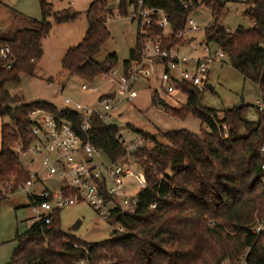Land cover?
I'll return each mask as SVG.
<instances>
[{
  "label": "trees",
  "instance_id": "1",
  "mask_svg": "<svg viewBox=\"0 0 264 264\" xmlns=\"http://www.w3.org/2000/svg\"><path fill=\"white\" fill-rule=\"evenodd\" d=\"M39 1L42 20H31L29 27L10 37L0 35V48L9 46L15 62L9 70L0 58V117L10 115L13 119L1 129L0 205L7 198L3 188L9 181L17 187L31 178L14 147L21 144L25 151L34 142L33 110L44 109L71 121L82 139L103 151L110 162L128 159L126 147L117 137V125L93 118L92 127L83 131L82 113L69 107L60 111L47 101L26 103L7 88L10 83H19L22 74L37 75V63L44 54L43 39L53 26L50 18L65 23L78 16L70 9L56 11L50 0ZM140 1L144 7L165 11L172 31L154 21L151 32L144 35L139 22L136 46L125 61L126 72L133 61L143 59L148 37L162 38L164 48L182 45L184 41L174 32L186 28L195 9L206 5L212 10L214 23L207 28L205 41L220 47L232 66L259 86L264 101V0L255 2L245 13L254 26H240L235 31L221 23L226 0H119L117 8L120 14L128 15L131 7L139 8ZM191 2L186 8L185 3ZM115 9L109 0L91 2L86 11V35L62 60L71 75L94 81L115 68L116 53L105 61L95 60L111 38L107 20ZM178 86L188 97L184 104H167L157 90L154 104L180 119L192 114L207 128L202 127L200 133L185 128L170 130L164 133L168 143L154 138L153 147L131 153L145 172L147 186L137 194L136 214L114 209L112 220L125 230L115 229L111 238L89 243L65 232L61 209L55 210L51 213L52 227L38 221L17 234L18 245L6 264H236L242 257L241 264H264V231L255 230L257 224L264 223V112L257 106V119H250L252 105L224 110L204 107L203 91L188 82ZM17 103L21 105L15 107ZM102 189L107 195L105 182Z\"/></svg>",
  "mask_w": 264,
  "mask_h": 264
},
{
  "label": "rangeland",
  "instance_id": "2",
  "mask_svg": "<svg viewBox=\"0 0 264 264\" xmlns=\"http://www.w3.org/2000/svg\"><path fill=\"white\" fill-rule=\"evenodd\" d=\"M92 1L50 0L56 11L70 9L72 12H77L78 16L75 20L65 23H57L53 17L50 18L53 26L50 33L43 39L44 54L37 63V75L22 74L19 83L8 84L7 88L12 94L22 96L26 103L47 101L54 104L60 111L69 106L81 109L82 113H86L87 107H95L98 104L101 95L110 94L117 90L118 84L111 80L110 75H101L94 81H87L71 75L62 66V60L67 51L78 45L86 35L88 29L86 11ZM109 1L116 7L114 14L107 20L111 38L96 54L95 60L102 62L111 54L116 53L118 62L114 69L121 74L125 71V61L130 58L131 50L136 46L139 22L134 19L132 7L128 15H122L117 8L119 0ZM257 1L226 0L221 23L232 31L240 26L252 28L254 22L245 13ZM191 17L196 19L200 27L193 34V41L199 47H203L202 42L206 40V30L214 23L212 10L206 5H200L191 14ZM42 19L43 12L39 0H0L1 36L10 37L15 31L29 27L31 20ZM211 47L215 48V45L211 43ZM211 68L213 88L208 87L203 92L201 105L218 110L229 109L241 104L252 105L249 117L250 119H257L256 107L259 106L258 101L262 98L259 86L251 80H245L244 76L232 66L228 55L224 56L221 62L213 63ZM157 72L160 76L163 72V66H160ZM156 76L158 77L156 80L142 79L137 83L136 90L139 95L133 101L129 100L126 95H120L118 97L120 110L107 122L117 125L120 129L119 132L123 133L127 141L135 140L140 136L151 139L152 141L146 146L148 148L155 145L154 138L161 143H168L164 133L170 130L185 128L200 133L202 127L207 128L198 117L192 114L186 119H180L170 115L162 106L154 104L153 95L157 87L161 86V79L158 75ZM114 77L119 78L118 75H114ZM52 80L54 82L50 83ZM84 83L90 87V90L82 89ZM94 87H97L98 90H93ZM159 97L173 107H180L188 99L183 92L177 91L171 94L162 89H160ZM66 98H70L72 102L67 104ZM20 105L21 103H17L15 107ZM12 121L10 115L0 117V143L2 124ZM34 144L35 141L25 150L28 152L25 155L21 144L14 147L31 176L41 169L40 157L31 151ZM94 160L97 164L107 165L110 163L108 156L103 151L97 153ZM128 160L138 172L141 167L138 161L132 156L128 157ZM45 183L52 189L62 184L57 178L47 180ZM127 184L130 194L133 190L138 191L140 188L137 180L133 177L128 179ZM44 186L42 182H36L31 187L30 192L13 191L8 193L3 191V196L7 198L2 200L0 205V236L5 242L0 247V264L11 261L18 245L17 234L25 233L30 227L29 218L35 213L30 193L40 192ZM60 216L62 229L65 232L72 233L89 243L101 242L111 238L113 231L119 226L113 220L102 218L87 203L63 208ZM259 225L257 224L258 227H260ZM242 262L243 257L236 264ZM226 264L231 263L227 261Z\"/></svg>",
  "mask_w": 264,
  "mask_h": 264
},
{
  "label": "built area",
  "instance_id": "3",
  "mask_svg": "<svg viewBox=\"0 0 264 264\" xmlns=\"http://www.w3.org/2000/svg\"><path fill=\"white\" fill-rule=\"evenodd\" d=\"M190 3H185L187 8ZM134 19L140 22L141 32L148 35L151 27L156 21L162 28L172 31V24L167 13L163 10L144 7L140 1L139 8L134 9ZM156 16V17H155ZM199 24L196 19L190 17L187 27L174 32L175 36L190 43L191 52L184 53L181 50L182 45H176L164 48L162 38L152 39L148 37L144 51V57L141 61H133L128 71L119 73L113 69L110 73L111 80L118 84L116 91L110 94L100 96L99 102L95 107H87V112L82 113L81 109L71 108L83 114L84 120L82 130L88 131L92 127V119L99 118L107 121L113 115L119 112L118 97L126 95L133 101L138 97L136 90L137 83L142 80H156L159 76L160 66H163V72L160 74V89L174 94L177 91L183 92L178 86L180 83H191L205 91L208 86L209 73L212 64L225 56L221 49L213 52L211 45L205 40L203 47H199L193 41V34L199 30ZM191 40V41H190ZM0 58L5 60L6 68L12 69L14 66L13 54L9 46L0 48ZM118 75V79L114 77ZM53 83V82H50ZM83 90H90V87L84 83ZM93 90H98L94 87ZM163 99V98H162ZM67 104L71 103L70 98H66ZM258 111L264 112V101L262 98L258 101ZM30 117L34 121L32 134L35 144L31 151L40 157L41 169L36 171L31 178L19 186L15 187L13 181H9L3 188V191L11 193L13 191H31V187L36 182H44L55 178L61 181V185L53 190H45L39 198H34L32 203L34 216L30 218L31 224L44 221L50 228L53 225L51 213L55 210L71 207L79 203H87L104 219L112 220L114 209L130 214L137 213L138 192L146 188L147 180L145 172L140 167L138 172L129 160L109 164H97L94 160L97 153L101 150L94 146L90 141L85 142L79 135L74 124L44 109H36L30 112ZM227 134V133H226ZM228 135V134H227ZM120 142H123L128 152L131 153L147 146L152 140L140 136L135 140L127 141L123 133L117 135ZM264 151V146L262 147ZM28 153L23 151V154ZM135 178L139 184L138 191H128V179ZM105 182L107 195L102 189ZM262 184L264 185V165ZM31 194V193H30ZM156 205L154 204L153 207ZM256 227L257 232L263 231L264 223ZM118 231H124L125 227L121 224ZM82 263H84L82 261ZM108 264V263H103Z\"/></svg>",
  "mask_w": 264,
  "mask_h": 264
},
{
  "label": "crops",
  "instance_id": "4",
  "mask_svg": "<svg viewBox=\"0 0 264 264\" xmlns=\"http://www.w3.org/2000/svg\"><path fill=\"white\" fill-rule=\"evenodd\" d=\"M92 1V0H91ZM211 45V44H210ZM212 48V47H211ZM181 50L184 52V53H190L191 52V45H190V43H184L183 44V46L181 47ZM218 50H221V48L220 47H218V46H215V48H212V51L213 52H215V51H218ZM227 54H225V56H226ZM223 58V57H222ZM222 58L221 59H219V60H217V61H215L214 63H218V62H221L222 61ZM211 71H212V68L210 69V73H209V80H208V86H207V88L208 87H211V88H213V83H212V81H211ZM245 80H247V79H245ZM53 82H54V80H52ZM148 81H151V80H148ZM103 95H105V94H103ZM102 96V95H101ZM1 129H2V127H1ZM1 146H2V130H1V143H0V149H1ZM45 186L42 188V190H40V192L38 191H35V192H32L31 194H30V196H31V198H32V202L34 201V198H37L39 195H41L42 193H43V191H45V190H53L52 188H49L48 186H47V183H45V181L44 182H42ZM79 204H81V203H79ZM34 216V215H33ZM33 216H31V217H33ZM30 217V218H31ZM29 218V219H30ZM30 223V226H31V222H29ZM5 242H4V240H2V238H1V236H0V247L1 246H3V244H4Z\"/></svg>",
  "mask_w": 264,
  "mask_h": 264
}]
</instances>
